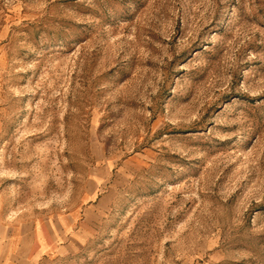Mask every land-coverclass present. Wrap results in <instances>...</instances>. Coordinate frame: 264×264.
<instances>
[{
	"label": "rangeland",
	"instance_id": "374dc122",
	"mask_svg": "<svg viewBox=\"0 0 264 264\" xmlns=\"http://www.w3.org/2000/svg\"><path fill=\"white\" fill-rule=\"evenodd\" d=\"M19 247L264 264V0H0V264Z\"/></svg>",
	"mask_w": 264,
	"mask_h": 264
},
{
	"label": "crops",
	"instance_id": "0c3cea01",
	"mask_svg": "<svg viewBox=\"0 0 264 264\" xmlns=\"http://www.w3.org/2000/svg\"><path fill=\"white\" fill-rule=\"evenodd\" d=\"M21 249L20 247L15 252L13 257L7 258L1 262V264H31L33 260H30L29 262L25 260L24 256H21Z\"/></svg>",
	"mask_w": 264,
	"mask_h": 264
}]
</instances>
